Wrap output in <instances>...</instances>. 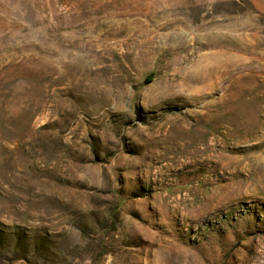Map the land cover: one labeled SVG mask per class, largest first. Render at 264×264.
Here are the masks:
<instances>
[{"label": "rangeland", "instance_id": "1", "mask_svg": "<svg viewBox=\"0 0 264 264\" xmlns=\"http://www.w3.org/2000/svg\"><path fill=\"white\" fill-rule=\"evenodd\" d=\"M0 264H264V0H0Z\"/></svg>", "mask_w": 264, "mask_h": 264}]
</instances>
